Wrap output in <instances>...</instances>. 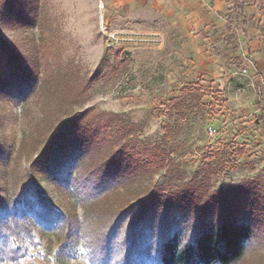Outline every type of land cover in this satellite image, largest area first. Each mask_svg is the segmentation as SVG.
I'll use <instances>...</instances> for the list:
<instances>
[{"label": "trees", "instance_id": "obj_1", "mask_svg": "<svg viewBox=\"0 0 264 264\" xmlns=\"http://www.w3.org/2000/svg\"><path fill=\"white\" fill-rule=\"evenodd\" d=\"M37 1L0 0V31L33 27ZM36 49H16L0 34V100L38 98L45 111L44 125L17 149L0 141V173L6 172L0 264L19 263L37 251L40 237L57 245L63 264L81 257L87 264H248L252 251L264 246V179L215 189L212 177L223 167L205 164L200 176L186 181L169 168L168 153L141 139L122 116L93 108L75 112L97 77L84 79L75 71L62 87L57 75L42 70L45 56ZM127 65L118 51L98 78L117 81ZM202 97L201 88L184 87L171 110L183 114ZM28 144L36 158L23 189L20 172L7 164L12 151L20 157ZM167 168L172 176L151 184ZM40 173L67 193L68 208L47 197L34 179Z\"/></svg>", "mask_w": 264, "mask_h": 264}, {"label": "rangeland", "instance_id": "obj_2", "mask_svg": "<svg viewBox=\"0 0 264 264\" xmlns=\"http://www.w3.org/2000/svg\"><path fill=\"white\" fill-rule=\"evenodd\" d=\"M36 3L33 27H7L0 34L16 49H40L45 56L39 60L42 70L57 75L62 87L68 73L97 77L88 101L74 106L75 112L93 108L122 116L141 139L168 153L169 168L180 171L186 181L200 176L205 164L223 167L212 177L215 189L264 179V98L256 93L264 73V0H251V10L236 15L233 27L209 30L172 29L163 20L108 15L97 0ZM118 51L128 60L125 72L117 81L98 78ZM184 87L201 88L203 97L199 105L179 114L171 110L170 101L180 97ZM42 105L38 98L27 103L0 100V141L17 149L44 125ZM15 150L7 165L18 169L24 189L36 153L31 144L20 157ZM172 173L163 170L151 184L164 182ZM5 176V171L0 173V200L6 196ZM35 176L53 204L68 208L71 200L65 191L47 174ZM39 239L37 251L19 263L2 264H63L56 257L57 245L52 247L48 237ZM77 250L84 253L81 246ZM249 260L264 264V246L252 251ZM65 264L87 263L81 257Z\"/></svg>", "mask_w": 264, "mask_h": 264}, {"label": "crops", "instance_id": "obj_3", "mask_svg": "<svg viewBox=\"0 0 264 264\" xmlns=\"http://www.w3.org/2000/svg\"><path fill=\"white\" fill-rule=\"evenodd\" d=\"M250 1L97 0L102 11L108 15L123 14L129 19L140 22H159L163 20V25L179 30H209L233 27L237 23L236 15L251 10ZM108 17L110 16H107V19ZM186 35L191 36L188 32ZM262 74L264 75V73L260 75Z\"/></svg>", "mask_w": 264, "mask_h": 264}, {"label": "built area", "instance_id": "obj_4", "mask_svg": "<svg viewBox=\"0 0 264 264\" xmlns=\"http://www.w3.org/2000/svg\"><path fill=\"white\" fill-rule=\"evenodd\" d=\"M258 86H257V96L258 98H264V75H260L259 80H258Z\"/></svg>", "mask_w": 264, "mask_h": 264}]
</instances>
